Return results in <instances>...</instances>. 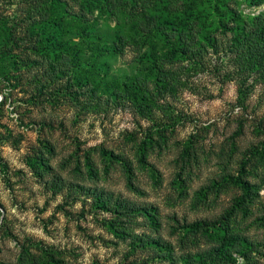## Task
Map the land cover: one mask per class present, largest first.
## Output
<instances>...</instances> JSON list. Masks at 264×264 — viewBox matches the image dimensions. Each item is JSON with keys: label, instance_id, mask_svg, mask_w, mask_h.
<instances>
[{"label": "rangeland", "instance_id": "374dc122", "mask_svg": "<svg viewBox=\"0 0 264 264\" xmlns=\"http://www.w3.org/2000/svg\"><path fill=\"white\" fill-rule=\"evenodd\" d=\"M2 1L12 24L30 17L35 24L39 12L51 13V0ZM60 6L83 12L102 44L116 43L130 29L123 2L116 3L115 14L83 8L79 0H61ZM241 9L247 18L263 13L264 4ZM75 27L71 22L65 39L88 60L92 51ZM231 38L218 35V50L204 53L198 64L168 66L175 88L158 98L150 114L127 101L107 102L105 91L92 95L90 87L68 84L65 78L50 81L51 65L65 68L66 54L55 63L54 56L32 53L23 49L25 44L16 48L26 65L18 73L21 80L0 77V264H16L31 244L49 248L67 264H206L194 257L214 242L201 233L186 234L183 226L219 219L233 207L242 191L232 184L208 191L203 200L199 193L225 176H238L248 149L264 142V66L250 77L242 72L244 59L231 51ZM137 53L129 45L121 54L102 57L109 75L100 80L96 72L94 78L105 85L140 74ZM241 89H246L242 100ZM148 139L153 142L142 162L139 147ZM103 151L131 163L132 174ZM31 160L51 168L41 167L44 173L37 174ZM248 171L257 195L248 212H236L231 228L262 246L250 261L236 255L234 264H264V168L253 161ZM95 189L155 207L156 222L145 215L117 218L97 211L89 196ZM111 220L128 234L111 231ZM142 237L158 239L169 249L135 246L133 240Z\"/></svg>", "mask_w": 264, "mask_h": 264}, {"label": "trees", "instance_id": "16d2710c", "mask_svg": "<svg viewBox=\"0 0 264 264\" xmlns=\"http://www.w3.org/2000/svg\"><path fill=\"white\" fill-rule=\"evenodd\" d=\"M2 0H0L1 2ZM15 0H3V3L12 4ZM61 0H51L50 14L39 12L33 22L24 20L22 23L12 24L8 20V9L0 7V77L2 80H21L18 73L25 69L24 61L19 58L16 48L21 45L25 50L39 55L55 57V63L63 54H66L67 65L58 68L51 65V79L61 81L67 79L68 84L79 87H88L92 95L98 91H105L107 102L127 101L142 114H150L156 108L158 98L170 88H175L172 74L167 70L177 61L195 62L211 50H218V35L232 34L230 41L231 51L244 59L241 71L250 77L264 66V12L258 15L248 14L245 18L243 5L259 7L264 0H79L83 6L95 7L99 11L115 14V5L123 2L125 10L130 13L127 24L130 29L126 35H120L118 41L112 45L102 44L101 36L96 33L92 25L87 24L83 12L74 13L60 6ZM6 8V9H5ZM74 21L68 23L67 19ZM72 23L77 24V36L84 38L91 49L88 60L81 57V49L73 47L65 39L66 29ZM87 25H85V24ZM33 24V25H32ZM24 29V30H23ZM137 49L136 62L140 74L126 76L122 80H111L101 85L97 76L108 77V64H101L100 59L106 55L123 53L126 46ZM54 69V70H53ZM54 71V73H53ZM151 84L153 88L151 87ZM88 86V87H87ZM246 89L239 90V99L242 100ZM1 107V104H0ZM152 139L142 142L139 151L142 162L146 159L147 146L152 144ZM49 153H55L52 145L48 146ZM103 156L120 162L128 174L133 168L131 163L125 161L113 152L103 151ZM86 156V163L90 173L93 164ZM253 161H258L264 168V142L248 149L245 159L241 163L238 176L228 175L223 177L221 183L204 188L199 195L201 200L207 197L208 191L216 190L227 184H232L242 191V196L235 200L233 207L224 212L216 220L196 221L185 224L183 229L186 234L201 233L204 237L214 242L210 249L197 254L194 258L206 264H234L236 255L250 261L251 256L259 251L258 245L248 237L232 231L231 223L236 212H248V203H252L257 195V185L246 178L248 167ZM5 166V165H4ZM31 168L41 175L42 168L49 169L50 165L31 160ZM40 166V169L36 167ZM153 177L157 176L153 173ZM178 181V180H177ZM179 182V181H178ZM182 183L180 180L179 184ZM97 211L112 213L119 217L145 215L156 222L157 209L155 207L140 206L124 199L121 195L104 190H92L89 193ZM127 219V218H126ZM264 220V219H263ZM107 226L116 235H127V231L116 220L107 221ZM146 240V241H145ZM135 246H153L161 250L169 247L158 239L135 238ZM264 248V247H263ZM32 249L39 253H34ZM190 257V256H189ZM191 258V257H190ZM16 264H67L59 259L52 250L40 244H31L22 249Z\"/></svg>", "mask_w": 264, "mask_h": 264}, {"label": "water", "instance_id": "95a60500", "mask_svg": "<svg viewBox=\"0 0 264 264\" xmlns=\"http://www.w3.org/2000/svg\"><path fill=\"white\" fill-rule=\"evenodd\" d=\"M1 99V98H0Z\"/></svg>", "mask_w": 264, "mask_h": 264}]
</instances>
